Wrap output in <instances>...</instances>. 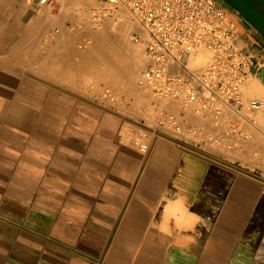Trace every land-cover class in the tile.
Returning <instances> with one entry per match:
<instances>
[{
  "label": "crops",
  "instance_id": "obj_1",
  "mask_svg": "<svg viewBox=\"0 0 264 264\" xmlns=\"http://www.w3.org/2000/svg\"><path fill=\"white\" fill-rule=\"evenodd\" d=\"M103 1L0 0V264H264V111L150 101L179 141L83 97L68 30ZM241 45L263 90L264 40Z\"/></svg>",
  "mask_w": 264,
  "mask_h": 264
},
{
  "label": "built area",
  "instance_id": "obj_2",
  "mask_svg": "<svg viewBox=\"0 0 264 264\" xmlns=\"http://www.w3.org/2000/svg\"><path fill=\"white\" fill-rule=\"evenodd\" d=\"M102 4L93 14L95 19L126 14L138 24L131 40L144 46L146 57L138 84L149 91L152 104L177 103L183 111L195 107L198 116L208 113L216 119L242 106L249 113L264 108L260 99L244 102L242 88L254 63L241 45L240 17L229 6L218 0H104ZM201 53L209 58L194 64ZM99 101L105 108L119 109L123 99L106 88ZM139 116L164 135L197 140L198 131L183 126L173 112L150 106ZM138 146L147 153L146 144Z\"/></svg>",
  "mask_w": 264,
  "mask_h": 264
},
{
  "label": "rangeland",
  "instance_id": "obj_3",
  "mask_svg": "<svg viewBox=\"0 0 264 264\" xmlns=\"http://www.w3.org/2000/svg\"><path fill=\"white\" fill-rule=\"evenodd\" d=\"M219 3L226 5V3H224L222 0ZM96 6L97 5L89 8L88 11L84 10L82 13L84 19L79 20L76 24L70 25L69 27V36H76L78 39L76 40V46L74 49L76 51V55L71 54L68 57V69L71 73H75L79 83V88L77 90L81 95H83V97L91 100L92 102L95 100L99 101L102 98L103 90L108 88L123 99V102L119 105L121 110L130 111V113L137 116V114H139L142 109L149 106L151 101L147 91H145L143 87L138 84V80L145 68L146 63L144 47L141 45L142 51L139 56L140 61H138L136 70H134L135 67L132 68V66H134L132 52L138 55L135 51L137 50V46L139 44L130 40L129 35L127 36V29H121V31H123L124 35L130 41L129 44L131 46V50L123 45H118V43L114 44L110 39V34L101 32L106 27V23L104 24L103 22V27L101 29L96 27L98 22H96L93 17L94 12L97 10ZM89 12L92 13V16L91 14L89 15ZM78 14L80 15V12H78ZM239 20L242 23V27L243 25L251 27L245 21H243L242 18H239ZM99 44L103 45L104 49H96L94 50L93 55H88V52L94 47V45H96L98 48ZM120 46H122V48ZM111 49L113 51H111ZM109 50L114 54L116 53L114 56L118 59L117 64L114 67H111L105 61V54L110 52ZM84 52L87 54L83 55ZM262 63L264 64V61ZM245 95H248L246 94V90ZM252 97L253 99L262 100V97L259 96H257L258 98H255L254 96ZM252 97L247 96L246 100L245 97H243L244 102L247 103L248 101L249 103L253 100ZM125 102H128V105L125 104ZM128 106L130 108L127 109Z\"/></svg>",
  "mask_w": 264,
  "mask_h": 264
},
{
  "label": "bare ground",
  "instance_id": "obj_4",
  "mask_svg": "<svg viewBox=\"0 0 264 264\" xmlns=\"http://www.w3.org/2000/svg\"><path fill=\"white\" fill-rule=\"evenodd\" d=\"M223 1V0H222ZM224 2V1H223ZM225 3V2H224ZM103 5V4H102ZM227 5V4H226ZM228 6V5H227ZM102 8V7H101ZM94 17V16H93ZM109 17V18H108ZM240 18H242L241 16H239ZM102 17H99V19H101ZM94 20L96 21V22H98V25H96V27H99L98 29H101L102 27H103V22H104V24L106 23V27L101 31V32H104V33H107V34H110L111 35V37H110V39L113 41V43L115 44H117L118 43V45H123V46H125V47H127L129 50H131V46H130V41L127 39V37L124 35V33H123V31H121V29H123V30H126L127 29V31H128V34H127V36L129 35V38H130V40H131V34H132V32H135V31H137L138 30V24L134 21V20H132L129 16H127L126 14H122V16L121 17H114V16H105L104 18H102L101 20H97V19H95L94 18ZM107 20V21H106ZM243 20V19H242ZM244 21V20H243ZM119 24H120V27H119ZM100 25V26H99ZM106 29V30H105ZM102 34V33H101ZM104 35V34H103ZM103 39H105V38H103ZM108 42H110V41H108ZM112 43V42H111ZM142 44H139L138 46H137V50L135 51V52H137V54L138 55H136V54H134V52H132L133 54H132V56H133V58H134V66H132V68L133 67H135V69L134 70H136V66H137V64H138V61H140L139 60V56H140V53H141V51H142V46H141ZM104 46L103 45H100L99 44V47L97 48L96 47V45L91 49V51L92 52H94V50H96V49H98V50H101L102 48H103ZM110 47H111V45H110ZM119 47V46H118ZM121 48H122V46H120ZM130 47V48H129ZM144 47V46H143ZM104 49V48H103ZM110 51V50H109ZM111 51H113L112 49H111ZM108 52L107 54H105L106 56H105V61L108 63V65H110L111 67H114L116 64H117V57H115L114 55L116 54H114L113 52ZM89 53V52H88ZM144 53H145V51H144ZM87 53H85L84 52V54L83 55H86ZM118 58H119V56H118ZM209 58V55L208 54H206V53H201L199 56H198V58L196 59V61L194 62V64H196V65H201V64H204L206 61H207V59ZM145 59H146V57H145ZM146 62V61H145ZM51 64H52V61H51ZM145 66H146V63H145ZM133 70V69H132ZM133 70V71H134ZM132 71V72H133ZM261 81V80H260ZM253 84V83H252ZM262 84V83H261ZM252 86V85H251ZM259 86H261V85H259ZM250 87V86H249ZM263 87V86H262ZM243 89H244V94H243ZM245 90H246V94H248L247 96H259V97H262V101H263V103H264V97L262 96V93H263V91H264V89L262 90V88L259 90L258 88H255V87H251V88H246L245 86L242 88V95H243V97H245V100H246V98H247V96L245 95ZM256 98V97H255ZM258 98V97H257ZM252 99H253V97H252ZM254 100V99H253ZM261 100V99H260ZM246 103V102H245ZM247 103H248V101H247ZM246 103V104H247ZM264 111V108L260 111V112H263ZM143 144H145V143H143Z\"/></svg>",
  "mask_w": 264,
  "mask_h": 264
},
{
  "label": "water",
  "instance_id": "obj_5",
  "mask_svg": "<svg viewBox=\"0 0 264 264\" xmlns=\"http://www.w3.org/2000/svg\"><path fill=\"white\" fill-rule=\"evenodd\" d=\"M264 40V0H223ZM264 84V68L259 73Z\"/></svg>",
  "mask_w": 264,
  "mask_h": 264
}]
</instances>
